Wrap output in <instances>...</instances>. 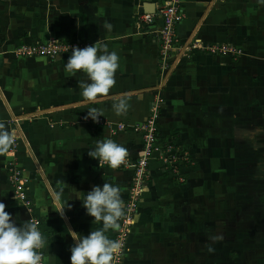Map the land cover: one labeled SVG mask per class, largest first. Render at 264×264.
Here are the masks:
<instances>
[{
	"label": "crops",
	"instance_id": "crops-1",
	"mask_svg": "<svg viewBox=\"0 0 264 264\" xmlns=\"http://www.w3.org/2000/svg\"><path fill=\"white\" fill-rule=\"evenodd\" d=\"M163 2L0 0V121L18 137L13 156L0 155V202L17 226L29 217L39 221L47 242L44 264H71L69 229L87 236L102 228L83 206L94 185L118 186L125 202L131 169L100 168L88 151L97 140L113 139L134 160L141 142L132 127L156 97L162 98L155 120L159 141L181 145L189 159L175 173L149 161L143 185L149 191L139 194L118 264H264V3L183 0L174 26L182 47L168 52L162 68L161 19L137 18ZM48 37L86 46L97 41L115 51L119 68L109 96L97 103L82 97L78 80L87 76L65 71L71 54L12 53ZM220 44L240 53L202 49ZM125 94L130 108L117 116L112 97ZM91 108L104 111L103 123L84 119ZM116 123L124 128L111 135L107 124ZM10 160L23 168L30 212L12 196ZM67 204L62 218L56 210ZM114 233L106 234L113 239Z\"/></svg>",
	"mask_w": 264,
	"mask_h": 264
},
{
	"label": "clouds",
	"instance_id": "clouds-1",
	"mask_svg": "<svg viewBox=\"0 0 264 264\" xmlns=\"http://www.w3.org/2000/svg\"><path fill=\"white\" fill-rule=\"evenodd\" d=\"M264 3V0H260ZM104 27L111 30L109 22ZM65 66V71L71 76L83 72L87 81L78 80L82 97L89 103L100 102L108 97L110 90L115 87V74L119 68V56L115 51H109L108 46L97 41L93 45L83 48L72 47L71 56ZM128 95L113 96L112 108L117 116L125 115L130 108ZM105 116L102 109H88L85 120L91 118L99 123V118ZM17 135L10 130L5 122L0 121V155L6 154L16 142ZM88 155L98 158L99 167L106 164L111 169H118L129 155V149L113 139L97 140L94 149H89ZM139 155L146 153L141 150ZM149 191L145 185L141 192ZM18 200V197L15 196ZM87 214L94 217V221L102 222V228L91 231L87 236L69 229L74 244L71 246V264H113L117 255L121 253L122 242L110 239L106 234L109 230L119 229V221L125 215V202L118 186L105 182L103 186L94 185L82 199ZM65 207L60 205L56 210L63 218ZM6 205L0 202V264H42L40 250L45 247L46 240L39 230L37 222L29 219L17 226ZM213 239H222L214 237ZM213 249H209L212 251Z\"/></svg>",
	"mask_w": 264,
	"mask_h": 264
},
{
	"label": "built area",
	"instance_id": "built-area-1",
	"mask_svg": "<svg viewBox=\"0 0 264 264\" xmlns=\"http://www.w3.org/2000/svg\"><path fill=\"white\" fill-rule=\"evenodd\" d=\"M183 0H164L163 5L156 11L144 12L138 15V20L150 23L155 15H158L161 19V24L157 30V37L159 41V58L160 67L167 66L166 59L168 58V52L171 50L179 51L182 47L177 42L174 26L181 20L183 14L180 9ZM78 46L83 48L86 46L78 40H62L53 37H48L44 40H37L31 43H22L15 46L12 49L14 56H44L48 59H52L60 54H71L72 47ZM195 47V44H191L187 49ZM197 47V46H196ZM202 48V47H199ZM207 52H220L227 53L231 56H237L240 50L234 46L227 44H220L219 46H205L202 48ZM162 103V98L156 97L152 106L149 109V113L146 118L140 123L132 127V130L138 132L140 135L141 150L146 155H138L134 160L126 158L125 162L119 168H130L131 177L127 190V197L125 200V215L119 221L120 227L115 231L113 240H119L122 242V250L113 261V264H118L122 258V254L125 249L126 239L128 237L130 226L133 222V214L137 206L138 197L141 189L144 185V181L147 178V165L150 160L155 159L160 163L163 171H171L175 173L177 167L183 162L188 161V154L183 150L181 145H178L172 141L161 143L158 138V131L156 126V116L159 109V105ZM94 122V121H93ZM96 124V122H94ZM103 123L102 118H99V124ZM111 135L115 134L118 130L124 128L123 123H116L114 127L108 125ZM15 148V143L8 150L7 154L13 156L12 151ZM99 163V161H98ZM107 165V164H106ZM7 181L12 186V196L18 197L17 202L21 204L25 211H31V202L25 195V182L26 177L23 176V168L16 164V161L10 160L6 164ZM181 180V177L178 176ZM29 219L37 222L36 218ZM40 230V229H39ZM42 254V264H44V252L43 248L40 250Z\"/></svg>",
	"mask_w": 264,
	"mask_h": 264
}]
</instances>
